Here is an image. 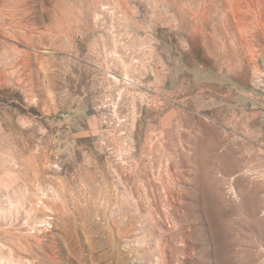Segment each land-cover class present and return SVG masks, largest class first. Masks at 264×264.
Segmentation results:
<instances>
[{"label":"rangeland","instance_id":"obj_1","mask_svg":"<svg viewBox=\"0 0 264 264\" xmlns=\"http://www.w3.org/2000/svg\"><path fill=\"white\" fill-rule=\"evenodd\" d=\"M0 264H264V0H0Z\"/></svg>","mask_w":264,"mask_h":264}]
</instances>
